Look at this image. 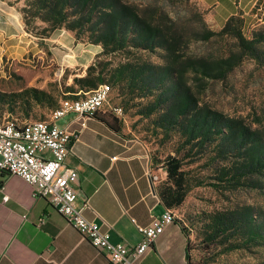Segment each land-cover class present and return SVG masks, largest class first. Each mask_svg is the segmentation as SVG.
Masks as SVG:
<instances>
[{
  "label": "rangeland",
  "instance_id": "1",
  "mask_svg": "<svg viewBox=\"0 0 264 264\" xmlns=\"http://www.w3.org/2000/svg\"><path fill=\"white\" fill-rule=\"evenodd\" d=\"M122 1L132 5L153 26L173 36L181 55L180 78L199 107L240 119L264 139V64L242 52L234 35L240 32L264 51V1L248 15L238 13L229 18V31H222L225 23L213 22L210 10L199 0ZM15 11L22 15L27 34L21 36L17 59L0 63V92L35 87L48 91L53 97L51 104H38L33 100L28 104L24 101L0 104V116L5 114L8 119L27 122L47 117L60 99L69 95L65 94L67 91H78L83 96L88 93L91 89L81 87L83 82L79 80L88 76L89 66L97 62L104 64L109 57L101 54V50L98 52V46L102 49L100 44L89 43L87 34L73 32L69 36L34 17L44 15L36 7V0H0V21L4 15L9 22L14 21ZM7 26L8 30L15 29L14 23ZM129 52L133 62L162 65L159 49L156 52L129 49ZM123 56L111 57L113 65L123 61ZM200 67L210 69L213 77L200 74L197 71ZM93 76L91 72L89 77ZM105 78L111 87L105 114L117 116L128 128V135L148 144L152 159L160 168L165 170L169 157L189 154L183 159V170L190 189L184 201L174 207V221L185 228L191 263L264 264V238L251 240L247 234L250 227L264 236V176L243 177L240 186L227 180L224 187H214L212 182L216 181L212 178L217 170L212 162L214 145L204 148L201 157L196 155L195 149L188 151L189 145L184 144L176 127L159 126L156 114L139 113L153 97L137 99L125 86L121 89L114 86L109 74ZM8 108L14 110L12 114L5 113ZM114 108L121 109L119 115L114 114ZM166 180L167 176L159 185ZM214 220H222L225 225L216 229Z\"/></svg>",
  "mask_w": 264,
  "mask_h": 264
},
{
  "label": "crops",
  "instance_id": "2",
  "mask_svg": "<svg viewBox=\"0 0 264 264\" xmlns=\"http://www.w3.org/2000/svg\"><path fill=\"white\" fill-rule=\"evenodd\" d=\"M199 1L210 10L213 22L223 25L238 13L248 15L264 0ZM15 12L14 21L5 15L0 21V63L17 59L21 36L27 34L22 15ZM13 23L15 29L8 30L7 25ZM61 30L72 36L73 32ZM58 124L75 134L64 164L78 174L73 187L78 205H85L84 217L107 230L112 243L136 245L141 238L138 226L148 225L152 216L165 209L156 189L165 179V170L153 161L148 144L128 135L124 124L115 132L95 116L81 119L74 114ZM180 224H168L136 264H189L188 237ZM0 264H107V257L82 238L48 200L34 196L29 184L0 171Z\"/></svg>",
  "mask_w": 264,
  "mask_h": 264
},
{
  "label": "trees",
  "instance_id": "3",
  "mask_svg": "<svg viewBox=\"0 0 264 264\" xmlns=\"http://www.w3.org/2000/svg\"><path fill=\"white\" fill-rule=\"evenodd\" d=\"M36 7L44 15L34 17L50 23L53 29L87 34L89 43L100 44L101 54L109 57L104 64L97 62L95 66L88 67V76L79 80L83 82L81 87L86 86L93 90L106 83L105 75L109 74L114 86L119 89L125 86L135 98L153 97L139 113L145 116L156 114L159 126L176 127L184 138V144L189 145L188 151L195 149L196 155L201 157L204 148L214 145L215 155L212 162L217 169L212 178L216 181L212 182L214 187H224L222 185L227 180L240 186L243 177L252 174L264 176V139L257 131L246 127L240 119L229 118L220 112L198 106L180 78L181 55L173 36L143 19L132 5L122 0H36ZM229 23V20L225 22L222 31L230 30ZM234 35L242 52L264 64V51L255 46L254 40L243 37L238 31ZM129 49L151 52L159 49L162 51L158 54L162 65L133 62L130 60ZM116 54H123L124 60L113 65L111 57ZM104 70H107L106 74ZM197 71L204 76L213 77L208 68L200 67ZM91 72L94 73L93 78L89 77ZM65 94L66 97L63 98L83 97L78 91H67ZM31 100L38 104H51L53 97L48 91L35 87L19 92H0V104H15L19 101L28 104ZM6 110V114L14 111L12 108ZM3 116L5 114L0 118ZM95 117L115 132L120 130L122 122L117 116L97 113ZM11 120L22 123L17 119ZM188 156L189 154L182 157L175 155L167 159V180L156 187L165 208L174 209L179 206L190 189L187 173L183 170V159ZM220 225H225L222 220H214L216 229ZM181 230L187 236L183 225ZM247 234L251 240L264 238L263 233L250 227ZM188 263L192 264L189 257Z\"/></svg>",
  "mask_w": 264,
  "mask_h": 264
},
{
  "label": "built area",
  "instance_id": "4",
  "mask_svg": "<svg viewBox=\"0 0 264 264\" xmlns=\"http://www.w3.org/2000/svg\"><path fill=\"white\" fill-rule=\"evenodd\" d=\"M110 92V85L102 83L83 97L63 98L44 119L17 123L5 116L0 118V171L21 178L32 187L34 196L48 200L82 238L104 252L107 264H136L174 221V209L165 208L162 214L152 216L148 225L138 226L141 238L136 245L112 243L107 230L84 217L85 205H78L73 187L78 174L64 164L75 134L58 121L69 114L81 119L94 117L104 109ZM113 111L119 115L121 109ZM156 180L154 176L152 181ZM7 199V195L2 197L3 201Z\"/></svg>",
  "mask_w": 264,
  "mask_h": 264
}]
</instances>
